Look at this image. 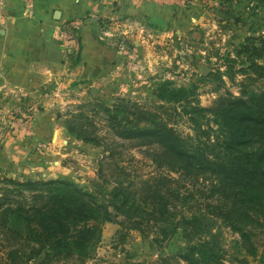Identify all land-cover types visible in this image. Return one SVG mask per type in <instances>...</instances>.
I'll list each match as a JSON object with an SVG mask.
<instances>
[{
    "label": "rangeland",
    "instance_id": "374dc122",
    "mask_svg": "<svg viewBox=\"0 0 264 264\" xmlns=\"http://www.w3.org/2000/svg\"><path fill=\"white\" fill-rule=\"evenodd\" d=\"M164 1L171 8L172 22L168 26L153 21L148 27L139 21L135 37L114 38L117 45L124 42L128 46L129 54L118 50L120 66L111 65L117 67L108 74L112 80L94 78L95 75L90 78L87 71L77 69L80 51L77 35H67L63 25L55 36L61 47V67L55 80L32 89L1 83L0 188L6 185L3 179L19 182L64 179L92 191L95 182L102 185L106 182L111 188L115 179H126L125 184H129L163 173L176 178V174L152 161V150L147 147H133V143L127 142L108 160L109 153L103 147L76 139L69 134L66 124L85 114L87 118L80 120L84 128L93 124L101 142H110L113 137L96 112L97 104L112 108L123 99L155 111V107L162 106L163 110L158 112L164 116V111L167 115L171 113L166 116L170 124L187 134L192 132V125L183 113L184 104L173 105L159 99L161 84L190 89L189 109L210 108L227 93L238 96L243 84L255 91L264 88L251 66L254 59L263 64V58L253 55L250 47H260L264 40V0ZM51 106L54 111L46 112ZM174 109L179 114H173ZM42 122L52 124V128L39 125ZM212 125L215 127L214 122ZM34 138L42 140V145L34 144ZM197 187L189 188L191 196L187 201L174 203L178 207L174 212L177 219L203 216L201 233L196 230L194 235L186 236L179 231L160 240L157 229L144 227L143 234L116 223H105L94 235V244L75 252L76 255L84 264H154L186 251L200 240H210L222 264H264V227L250 230L251 245L245 247L240 234L213 213L216 200L203 197V191L208 195L210 188L200 184ZM180 192L188 194L186 188ZM10 225L25 232L16 219L10 220ZM171 263L176 264V260Z\"/></svg>",
    "mask_w": 264,
    "mask_h": 264
},
{
    "label": "trees",
    "instance_id": "16d2710c",
    "mask_svg": "<svg viewBox=\"0 0 264 264\" xmlns=\"http://www.w3.org/2000/svg\"><path fill=\"white\" fill-rule=\"evenodd\" d=\"M261 42L260 47H250L252 54H259L264 61V40ZM251 66L264 83V62L259 64L254 59ZM159 91L162 101L184 104L183 113L189 118L192 132L180 133L166 118L171 113L164 111V116L158 112L162 106L155 107V111L123 99L112 108L97 104L96 112L113 137L110 142H101L93 124L84 128L80 120L87 118L85 114L75 116L66 128L76 139L103 147L109 153L108 160L127 142L133 147H147L152 150V161L177 177L156 174L129 184H125L126 179H115L111 188L106 182H95L92 191L64 179H3L0 264H84L75 252L92 245L94 235L105 223L143 234L144 227L157 229L160 240L179 231L192 236L201 231L203 216L177 219L174 203L187 201L189 188H198L199 184L210 188L208 195L203 191V197L216 200L213 213L240 234L245 247H250V230L264 227V88L255 91L243 84L238 96L227 93L210 108L191 109L190 89L163 83ZM173 114L179 113L174 109ZM181 188H186L188 194L182 195ZM12 219L20 221L25 232L12 227ZM173 260L176 264H222L210 240H200L186 251L154 264H172Z\"/></svg>",
    "mask_w": 264,
    "mask_h": 264
},
{
    "label": "crops",
    "instance_id": "0c3cea01",
    "mask_svg": "<svg viewBox=\"0 0 264 264\" xmlns=\"http://www.w3.org/2000/svg\"><path fill=\"white\" fill-rule=\"evenodd\" d=\"M28 2L0 0V86L32 89L55 80L61 67L55 36L63 25H77L73 28L80 50L77 69L108 81L109 72L120 66L114 38L135 37L139 21L148 27L153 21L167 26L172 22L171 8L164 0H31L32 9ZM114 64L117 67L112 68ZM39 125L52 128L46 122Z\"/></svg>",
    "mask_w": 264,
    "mask_h": 264
},
{
    "label": "built area",
    "instance_id": "2783aa9c",
    "mask_svg": "<svg viewBox=\"0 0 264 264\" xmlns=\"http://www.w3.org/2000/svg\"><path fill=\"white\" fill-rule=\"evenodd\" d=\"M28 8L29 9H32L33 8V3L31 2V0H29V2H28ZM63 29H64V31H65V33L67 35H69L70 37L73 36V34H74L73 27H71V26H63ZM117 48H118V50L121 53L129 54V48H128V46L124 42L119 43L117 45Z\"/></svg>",
    "mask_w": 264,
    "mask_h": 264
}]
</instances>
